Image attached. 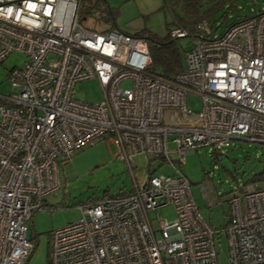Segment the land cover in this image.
I'll return each instance as SVG.
<instances>
[{
  "label": "built area",
  "instance_id": "2783aa9c",
  "mask_svg": "<svg viewBox=\"0 0 264 264\" xmlns=\"http://www.w3.org/2000/svg\"><path fill=\"white\" fill-rule=\"evenodd\" d=\"M80 1L0 0V62L11 51L25 55L8 70L11 92L0 93V264H25L29 220L59 187L60 163L96 139L115 144L133 186L84 202L78 220L52 230L48 264H219L213 231L174 163L232 138L264 143V11L216 37L202 19L183 69L164 77L147 70L145 38L85 27ZM93 78L102 99L77 100L74 85ZM125 79L130 87L120 86ZM140 153L172 172L146 169L138 181ZM227 201V264H264V187L242 184ZM166 207L173 218L163 217Z\"/></svg>",
  "mask_w": 264,
  "mask_h": 264
},
{
  "label": "rangeland",
  "instance_id": "374dc122",
  "mask_svg": "<svg viewBox=\"0 0 264 264\" xmlns=\"http://www.w3.org/2000/svg\"><path fill=\"white\" fill-rule=\"evenodd\" d=\"M201 8L208 9L211 36L221 35L237 20L264 11V0H201ZM183 2L163 0H81L80 16L83 25L101 31L118 28L140 35L147 41H160L168 28L175 26V19L183 14ZM111 12V13H110ZM192 37L174 40L182 54L192 45ZM25 55L11 51L0 62V93L11 92L7 73L12 67H21ZM157 72L160 71L157 65ZM125 79L120 86L130 87ZM77 100L95 103L102 99V89L96 79L77 82L73 87ZM173 144L170 142L169 147ZM210 146L187 150L184 161L174 165L187 177L198 211L213 231V242L219 264H227L228 250L222 228L229 218L228 197L236 187L255 182L264 187V143L248 141L243 137L232 138L212 160ZM117 148L108 139H96L75 150L59 165V187L47 197V205L35 210L29 220L32 248L25 264H48L50 232L55 228L76 221L81 217L79 206L90 198L129 192L133 177L126 163L115 156ZM175 160L176 153L170 154ZM134 177L142 182L144 172L169 174V163L143 154L133 157ZM160 163V165H159ZM258 173H262L261 176ZM163 217L173 218L169 207L161 210Z\"/></svg>",
  "mask_w": 264,
  "mask_h": 264
},
{
  "label": "trees",
  "instance_id": "16d2710c",
  "mask_svg": "<svg viewBox=\"0 0 264 264\" xmlns=\"http://www.w3.org/2000/svg\"><path fill=\"white\" fill-rule=\"evenodd\" d=\"M165 4H169L170 1L182 3L183 2V14L179 16L178 19H175V26L169 27L167 34L163 37L162 40H150L147 41V48L150 56V63L147 66V70L155 73L157 75H161L164 77H173L176 73L183 69V55L179 49V47L175 44L174 40L179 37H173L170 34V31L173 28H183L188 34L187 36L192 37L194 33L197 31V23L202 19H206L209 24L210 16L208 14V9H202L201 0H163ZM111 13V12H110ZM79 19H83L80 16V6L78 10ZM251 16V15H250ZM249 17V16H246ZM244 17V18H246ZM243 19V18H241ZM240 20V19H239ZM112 28V27H111ZM136 36H140L137 34H133ZM185 36V37H187ZM157 65L160 67V71L157 72ZM212 160L215 159L217 155V150L212 149ZM262 173H258L261 176ZM245 184V183H244ZM128 192L120 191L116 194H126ZM97 198H90L87 201L96 200ZM47 202L43 203L42 206Z\"/></svg>",
  "mask_w": 264,
  "mask_h": 264
},
{
  "label": "water",
  "instance_id": "95a60500",
  "mask_svg": "<svg viewBox=\"0 0 264 264\" xmlns=\"http://www.w3.org/2000/svg\"><path fill=\"white\" fill-rule=\"evenodd\" d=\"M31 233V231H29V234Z\"/></svg>",
  "mask_w": 264,
  "mask_h": 264
},
{
  "label": "crops",
  "instance_id": "0c3cea01",
  "mask_svg": "<svg viewBox=\"0 0 264 264\" xmlns=\"http://www.w3.org/2000/svg\"><path fill=\"white\" fill-rule=\"evenodd\" d=\"M237 138H239V137H237ZM46 202H47V200H46Z\"/></svg>",
  "mask_w": 264,
  "mask_h": 264
}]
</instances>
